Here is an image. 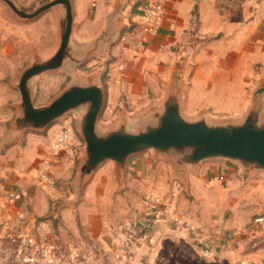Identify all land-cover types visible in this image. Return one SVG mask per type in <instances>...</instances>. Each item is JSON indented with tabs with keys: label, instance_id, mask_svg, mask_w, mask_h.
Here are the masks:
<instances>
[{
	"label": "crops",
	"instance_id": "0c3cea01",
	"mask_svg": "<svg viewBox=\"0 0 264 264\" xmlns=\"http://www.w3.org/2000/svg\"><path fill=\"white\" fill-rule=\"evenodd\" d=\"M21 1L30 3V0ZM147 1L72 0L75 21L72 38L78 47L89 45L99 36L111 37L105 49L109 50L111 43L116 59L109 64L104 87L108 98L118 103L122 91L132 99L146 97L145 89L150 86L156 93L153 98L160 96L162 100L166 83L176 74L185 114L206 112L218 119L243 117L255 96L264 95V0H153L164 5L163 24L157 32L146 34L141 45V10ZM161 81L162 94L158 84ZM12 98L10 85V116L13 105L18 113L20 93L14 104ZM71 114H76L78 124V114ZM1 116L0 243L4 244L11 264H28L34 259L35 251L25 243L21 232L35 238L41 246L51 243L56 257L62 247L68 255L73 250L80 252L79 245L84 257L99 261L96 243L103 240L102 247L107 249L104 255L116 264H128L129 255L136 264H142L143 260L147 264H264V227L256 222L259 215L264 216L263 174L244 175L238 165L213 158L187 167L181 176L165 157L141 152L128 159L123 180L112 161L104 162L84 186L83 199L78 200L73 158L78 153L79 165L84 146H79L81 140L76 138V131L62 155L54 160L51 180L40 182L37 176L49 156L51 141L60 133L62 121L70 115L42 131L28 130L15 140L6 137L15 117L5 129L6 122L3 124ZM162 161L166 166L164 192L168 194L162 195L164 192H158L152 185L147 187L145 200L141 201L149 210L145 211L147 217L123 225V232L131 234L130 238L105 241L107 226L102 229L93 222L108 214L100 207L107 205L114 193L120 194V190L137 182H159L161 179L154 176L153 166ZM215 175L225 179L214 180ZM176 182L180 190L174 193ZM148 193L162 198L174 195L177 211L207 240L210 253L204 252V244L176 230L169 222L153 223L148 214L155 204L147 198ZM15 194L19 198L12 200ZM257 204L260 213L253 215L248 229L234 228L235 220L225 218L228 211L252 210ZM77 212L85 229L84 241L68 235L69 229L74 232L78 229ZM58 229L68 231L59 234ZM38 251L43 254V250ZM36 264L45 263L38 260Z\"/></svg>",
	"mask_w": 264,
	"mask_h": 264
},
{
	"label": "water",
	"instance_id": "95a60500",
	"mask_svg": "<svg viewBox=\"0 0 264 264\" xmlns=\"http://www.w3.org/2000/svg\"><path fill=\"white\" fill-rule=\"evenodd\" d=\"M19 19L32 20L48 9L58 13L59 42L48 57L33 56L20 71L16 87L20 93L18 113L6 134L18 139L28 130L42 131L73 112L78 114V132L84 148L75 180L77 198L95 170L112 161L123 180L128 159L147 149L165 157L177 175L207 159H224L238 165L244 175H264V110L258 93L241 118L213 119L206 112L188 116L182 108V88L174 74L165 85L161 103L143 113L134 125L121 118L103 128L100 114L105 104L104 86L95 78L71 82L50 101L35 104V79L45 72L60 71L83 64L105 49L110 36H99L89 45L78 47L72 38L75 21L72 0H0Z\"/></svg>",
	"mask_w": 264,
	"mask_h": 264
},
{
	"label": "rangeland",
	"instance_id": "374dc122",
	"mask_svg": "<svg viewBox=\"0 0 264 264\" xmlns=\"http://www.w3.org/2000/svg\"><path fill=\"white\" fill-rule=\"evenodd\" d=\"M92 27L98 29L102 28L101 26ZM123 36H126V33H124ZM57 42L58 14L55 9L47 11L37 19L22 20L11 13L4 4L0 3V114L2 115L1 119L3 120L2 122H4L3 124L6 122L5 129L8 126V123L15 117L17 111L16 106L13 105L12 115L10 116L8 113L10 85L12 87L13 96L11 101L14 104L16 99L19 98L16 83L21 69L31 60L32 56L44 57L51 55L57 46ZM109 44V50H99L83 64L74 65L60 71L45 72L37 77L36 104L43 105L47 103L72 81H88L89 79L95 78L105 87L107 85L106 80L108 77L109 64L116 59L115 51L112 50L113 45L111 43ZM158 84L161 88L162 94L163 82L161 81ZM118 85L120 87L122 86V84ZM118 85H116V87ZM148 85L149 84L147 83L146 86ZM145 90L147 98L139 96L135 99L128 97V94L124 93L125 91H122V98L118 100V103L116 102V99H113L112 97L108 98V95H106L105 104L100 114L101 127L108 128L114 126L121 118H126L129 124L133 126L143 113L161 103L162 100H160V96L157 97V99L153 98L156 93L152 91L150 86ZM5 111L7 112L6 116ZM69 115L70 116L62 121L61 125L62 127L67 124L74 126L77 135L76 138L81 140L79 146H84V140L77 130L78 124L76 114ZM4 117L6 118L4 119ZM209 117L218 119L211 115H209ZM143 152H146L149 155L153 154L152 149H147ZM165 168L164 161L155 163L153 166L155 172L154 176L160 177L161 180H158L159 182H157V180L154 181L155 183H151L148 180L137 182V184L128 186L126 190H120V194L114 193L112 199L108 201L109 203L107 205L103 204V206L100 207L101 209H106L108 214L104 215L102 219H94L93 222L94 224H100L102 229L104 226H107L108 233L105 236L103 235L105 241L130 238L131 234L123 232V225L132 222L137 223L139 219L147 217V212L145 211L149 210L145 209V206H143L144 204L142 205L141 203L142 200H145L144 190L151 185L158 192L160 191V193L167 189V186L164 183ZM77 169L78 153L73 158L74 175H76ZM112 189L113 186L111 187V190ZM161 194H168V191ZM83 195L84 192L79 200L83 199ZM260 204L254 206L252 210H246L243 208L237 211H228L226 212L227 216H225V218L235 220L234 228L248 229L253 221V215L260 213ZM76 215L78 229H76L75 232L72 229H69L68 233L70 234L68 235L76 239L81 238L82 241H84L85 229L83 225H81L83 221L78 212ZM93 229L97 230L95 227ZM64 230L68 231V229ZM65 231L58 229L57 233H66ZM73 242L75 243L77 240H74ZM103 242L104 241L101 240L100 243H96V253L100 255L99 261L90 260V258L84 257L81 252L82 248L78 245L80 252L78 250L76 253L68 255L62 247L61 253L58 257H56L57 255L54 256L53 251L49 256L40 253V251H35L33 253V262L31 261L28 264H36L38 260L43 261L45 264H116L114 259L111 260L104 255V252L107 249L102 247ZM63 244L64 243H61L60 245ZM5 250L4 244L0 243V264H11ZM126 260H128V264H136L134 259L131 258V255L126 256ZM142 264H147V260H143Z\"/></svg>",
	"mask_w": 264,
	"mask_h": 264
},
{
	"label": "built area",
	"instance_id": "2783aa9c",
	"mask_svg": "<svg viewBox=\"0 0 264 264\" xmlns=\"http://www.w3.org/2000/svg\"><path fill=\"white\" fill-rule=\"evenodd\" d=\"M165 15L164 5L160 1L148 0L141 10V22L139 43L144 45L146 34L157 32L163 24ZM140 45V46H141ZM75 135L74 126L67 124L62 127L60 133L51 141L49 156L44 160L43 169L37 175L38 181L49 182L51 180L52 166L55 159L59 158L63 151L70 144L71 140ZM214 180L223 181L225 178L222 175H215ZM180 190V184L176 182L174 186V193ZM19 195L15 194L11 197L12 200H17ZM147 198L151 199L155 206L149 212L148 216L152 218L153 223L161 224L163 222H169L176 230L187 233L188 235L197 239L201 244H204V252L210 253L211 246L207 240L203 239L200 232L189 225L183 220L176 207V199L174 195L171 198H162L155 196L154 193H148ZM256 222L260 223L264 227V216L259 215L256 218ZM20 236L24 238L25 243L30 246L34 251L43 250V254L49 256L52 254L53 245L47 243L41 246L36 242V239L29 236L26 232H21ZM76 253V250H73Z\"/></svg>",
	"mask_w": 264,
	"mask_h": 264
}]
</instances>
